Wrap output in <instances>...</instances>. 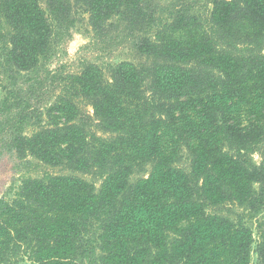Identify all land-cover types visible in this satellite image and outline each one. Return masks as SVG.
Segmentation results:
<instances>
[{
  "label": "trees",
  "instance_id": "1",
  "mask_svg": "<svg viewBox=\"0 0 264 264\" xmlns=\"http://www.w3.org/2000/svg\"><path fill=\"white\" fill-rule=\"evenodd\" d=\"M41 1L0 0V155L43 167L0 197V264H264L220 211L264 207V0ZM81 17L129 56L51 76Z\"/></svg>",
  "mask_w": 264,
  "mask_h": 264
},
{
  "label": "rangeland",
  "instance_id": "2",
  "mask_svg": "<svg viewBox=\"0 0 264 264\" xmlns=\"http://www.w3.org/2000/svg\"><path fill=\"white\" fill-rule=\"evenodd\" d=\"M161 5H167L170 0H156ZM199 4L197 6L200 8V11L204 9L202 3L204 4V0H197ZM41 5L44 10L47 12L46 7L44 5V0L41 1ZM208 9L211 8L210 5L207 6ZM87 18L81 17V19L75 23V25L71 28V38L70 40H66L64 38L55 46L53 49L52 56L47 61L46 69L49 71L51 76H56L58 73H74L77 72L80 68L82 61H92L96 63H103L107 61H120L125 59V57L129 56V48L124 45H118L117 47L105 49L101 42H98L94 39L93 33L88 27L86 23ZM54 79V78H52ZM0 101L4 97V91L2 86L8 85V81L6 76L1 77L0 83ZM56 88L54 89V87ZM17 88L25 89L26 85H22L18 83ZM44 93L40 97V101H32L33 106L39 105V107L44 108L45 105L52 103L55 98V94L58 92L57 84H50L49 82L46 84V87L43 88ZM91 112V108H88ZM11 116L15 114V112L10 113ZM10 116V117H11ZM3 145L0 141V150ZM30 159V157H28ZM253 159L256 163L260 161V157L255 153L253 155ZM17 160L13 156V153H8L7 151L0 155V197L4 194H7V189L9 186H18L24 177H28L29 175L34 176V172H39L43 169L42 166H34L33 170L31 165H21L19 172L15 171L14 165ZM189 160L185 155L181 162L179 163V167L188 168ZM31 172V173H29ZM89 180L91 178L86 177ZM98 184V183H96ZM256 186V185H255ZM221 213L229 215L231 218H236L239 215H243V221L246 222L247 225H250L253 232L254 240H257L258 237V228L257 225L260 223L264 226V207L261 211L254 217L250 218L248 216L249 211L244 209L242 206L233 204V205H225L221 208ZM263 228V227H262ZM256 263V254L252 250L250 253V264Z\"/></svg>",
  "mask_w": 264,
  "mask_h": 264
}]
</instances>
